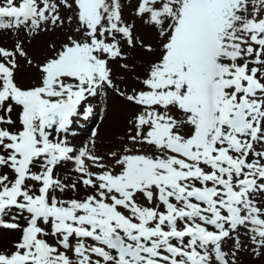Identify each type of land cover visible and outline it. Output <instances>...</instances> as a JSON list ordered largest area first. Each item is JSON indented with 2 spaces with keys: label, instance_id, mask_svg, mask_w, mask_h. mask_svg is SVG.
I'll return each mask as SVG.
<instances>
[{
  "label": "snow or ice",
  "instance_id": "6c2138e0",
  "mask_svg": "<svg viewBox=\"0 0 264 264\" xmlns=\"http://www.w3.org/2000/svg\"><path fill=\"white\" fill-rule=\"evenodd\" d=\"M125 6L0 3V30L75 23L34 65L36 86L17 81L19 59L34 64L23 41L0 47V230L19 233L0 245V264H239L222 246L241 230L264 260V0H134L160 43L131 94L114 83L111 63L128 59L124 45L156 50L137 40ZM107 89L141 109L130 137L141 148L112 152L114 165L67 139ZM69 161L79 174L70 185L54 178ZM78 183L91 194L55 195Z\"/></svg>",
  "mask_w": 264,
  "mask_h": 264
},
{
  "label": "rangeland",
  "instance_id": "374dc122",
  "mask_svg": "<svg viewBox=\"0 0 264 264\" xmlns=\"http://www.w3.org/2000/svg\"><path fill=\"white\" fill-rule=\"evenodd\" d=\"M125 5L126 6L124 7L123 12L127 14L128 9L134 8V0H127ZM127 23L134 26V35L138 41H143L145 45L150 44L156 50L153 53H148L137 46L136 48L131 49L134 51L135 56L137 55L138 57L145 60L148 58H155L157 56L160 43L157 39L156 32L149 26L141 23V21L136 16H134L132 21H128ZM74 28L75 23L69 24L66 21L62 27H52L48 30L38 32H29L25 28L23 31L18 33L16 30L10 29L11 35L9 34V38L5 34H0V47H5L11 51L13 50V45L19 39L24 43L25 50L28 52V58L32 59L34 62L33 65H28L24 58L19 59L20 67L17 72V81L22 87L36 86V84L39 82V73L34 65L42 62L46 57L54 55L51 46L54 44L56 48H59V46L66 41L67 35L70 34ZM10 38L14 39L13 44L9 43ZM125 49L126 45L123 46V50ZM120 62L124 63V61ZM114 64L115 63H112L111 67ZM119 72H121V69H119L118 73ZM127 75L128 76L124 79L114 78V83H116L117 86L122 90L127 91L129 94H131L133 90L138 91L143 89L135 85L134 80L131 79L134 78L133 75L129 73H127ZM115 101L124 103V108L119 115L116 114L115 109H113V104ZM90 102L92 107L97 106L96 112L98 113V120L95 125L90 130H88V134L86 135L77 134V132L80 131L77 125L72 128L71 132L67 135V139L75 148L79 149L87 146L90 150H93L95 154L103 156L105 158V163L111 165H114V158L111 157V153L114 152L116 148H118L120 154H124L125 148H141V146L138 144L133 145L131 140H128L129 142L127 143H122L119 145L121 142L118 139L123 129L133 126L130 124H132V122L135 120V116L141 111L138 106L125 101L111 89H107L106 91L101 92L98 96L92 97ZM15 118V113H13V119ZM122 123L124 124L122 125ZM93 133H96V135L93 136ZM110 133L111 136H108ZM132 135H135V130H133V134H131V136ZM83 138H86V141H84ZM93 141L94 144L92 143ZM126 144H128V146ZM119 148H121V150H119ZM142 152L149 155L154 154L153 151H149L146 147L142 149ZM63 164L66 166L64 170L71 175L73 180L65 179L63 175L59 173L61 182L69 185L73 182H76L78 180L79 174L75 172L74 162L69 161L64 162ZM91 170L97 171L95 168H92ZM84 190L87 189L78 183L77 191H72L71 188H67L64 193L56 192V195L60 199L69 200L74 199L73 197L75 195H79V193ZM88 193H90L89 189L81 195V199H83L84 196L86 197ZM2 232L3 230H0V234ZM16 234L15 240H17L19 237V233L17 232ZM234 240H239L240 243L244 244V247L238 252L237 248L239 245L234 244ZM0 245H2L4 248H7L4 242H0ZM222 247L224 248L226 254L228 252L230 256L232 253H235L238 257L239 264H264V260L254 254L253 248L250 245V241L248 240V233L243 230L239 232L238 236H234L233 240H229L228 242L224 243Z\"/></svg>",
  "mask_w": 264,
  "mask_h": 264
},
{
  "label": "bare ground",
  "instance_id": "6f19581e",
  "mask_svg": "<svg viewBox=\"0 0 264 264\" xmlns=\"http://www.w3.org/2000/svg\"><path fill=\"white\" fill-rule=\"evenodd\" d=\"M2 2H3V0H0V3H2ZM124 3L126 4L127 3V0H124ZM133 9L134 8L128 9L127 10L128 11L127 14H125L123 12V19H124L125 22L132 21L133 20V18L135 16V13H134ZM0 32H2V34L7 35L8 38L11 35V33H10L9 30H1ZM9 40H10L9 43L10 44H13L14 39L10 38ZM9 47H11V46H9ZM32 52H33V50H32ZM124 53L128 57V59L126 61H124V63L129 62V63H127L128 64V68L125 70V69H123V68L120 67V63L121 62H115V66H114L115 68L113 67V78L124 79L125 77L128 76L127 73H129V74H131V75L134 76V78H131V79L134 80L135 85H137V87L143 88V85L139 81L145 77V75L147 73V69H148L150 63L152 61H154V60L157 59V57L159 55V51H158L157 56L155 58H153V59L148 58L147 60L142 59V58L138 57L137 55L135 56L134 51H132L127 46H126V49L124 50ZM119 69H121V72L118 73ZM114 71H115V75H114ZM123 108H124V103L123 102L122 103H120L119 101H115L114 102L113 109H115L116 114H118V115L121 114ZM134 121L130 125H133L134 124ZM123 124L124 123H122V125ZM111 127H115V126H111ZM133 130H135L133 126L127 127V128H125V129L122 130L121 134L118 137V139L121 142V143H119V145L122 144V143L129 142L128 140H130V136H131V134H133ZM108 136H111V133L108 134ZM84 141H86V138H84ZM126 145L128 146V144H126ZM119 150H121V148H119ZM149 151H151V150H149ZM114 152L120 154L119 151H118V148H116ZM65 167L66 166L63 165L62 168H65ZM61 174L63 175V177L65 179L73 180L72 177H71V175L69 173H67L64 169H63V171H61ZM87 190L82 191L81 193H79V195H75L73 198L74 199H81V195L83 193H85ZM16 233L15 234H8L6 231H3L0 234V242H4L6 244V247L7 248H10L11 245H12V242H13L14 238L17 235ZM49 242L50 243H52V242L54 243V239H52V237H49Z\"/></svg>",
  "mask_w": 264,
  "mask_h": 264
}]
</instances>
